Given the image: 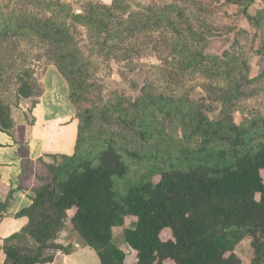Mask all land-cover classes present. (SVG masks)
I'll list each match as a JSON object with an SVG mask.
<instances>
[{
    "label": "trees",
    "instance_id": "16d2710c",
    "mask_svg": "<svg viewBox=\"0 0 264 264\" xmlns=\"http://www.w3.org/2000/svg\"><path fill=\"white\" fill-rule=\"evenodd\" d=\"M252 2L240 1L248 23L258 30L264 10L248 12ZM116 5L113 0L110 12ZM102 7L90 3L80 13L63 10L59 18L1 13L0 43L33 36L50 45L78 118L74 152L48 166L49 182L34 189L31 204L17 214L28 222L4 240L3 264H51L57 252L70 254L59 241L68 225L95 252L99 264L125 263L127 252L113 242L118 226L123 227L126 248L134 251L132 264H242L234 249L245 236L251 237L252 264H264V115L239 123L226 116L211 119L187 99L151 92L132 98L120 89L95 101L97 80L74 26L80 24L100 38L109 25ZM120 34L108 31L104 39ZM179 51L185 67L194 64L182 47ZM15 79L18 97L40 95L39 80L29 69ZM159 117L180 119L183 137L193 145L174 137L178 142L171 144L177 145L167 147L170 137ZM111 122L141 142L157 144L155 151L129 150L105 128ZM92 126L93 133H86ZM10 127L9 106L0 99V132ZM128 156L148 163L123 190L118 182L129 173ZM8 204L0 201V215ZM166 229L171 236L162 239Z\"/></svg>",
    "mask_w": 264,
    "mask_h": 264
},
{
    "label": "rangeland",
    "instance_id": "374dc122",
    "mask_svg": "<svg viewBox=\"0 0 264 264\" xmlns=\"http://www.w3.org/2000/svg\"><path fill=\"white\" fill-rule=\"evenodd\" d=\"M240 1L117 0L110 12L113 0H0V18L1 13L17 11L59 18L64 16L63 10L80 13L90 3L103 6L100 10L109 25L100 38L80 24L74 26L75 38L97 80L95 101L102 102L114 89L132 98L151 92L187 99L211 119L226 116L239 123L264 115V19L255 30L245 18ZM257 10H264V0H253L248 8L252 14ZM116 30L121 31L119 36L104 39L108 31ZM180 46L193 65L185 67ZM0 61V99L5 103L3 98L15 93V78L22 70L29 69L43 82L55 57L50 45L33 36L10 37L0 43ZM159 122L170 137L167 147L177 145L171 144L178 142L176 139L193 145L184 139L180 119L159 117ZM105 128L131 151H155L157 144L141 142L114 122ZM93 129L85 132L93 133ZM127 159L129 173L118 182L123 190L142 175L148 163L145 158ZM261 174L264 181V171ZM66 232L69 251L83 245L70 225ZM170 236L168 229L161 233L162 239ZM113 242L127 252L124 264L135 262L134 251L125 246L122 226L113 229ZM234 252L242 264H252L251 237L245 236Z\"/></svg>",
    "mask_w": 264,
    "mask_h": 264
},
{
    "label": "crops",
    "instance_id": "0c3cea01",
    "mask_svg": "<svg viewBox=\"0 0 264 264\" xmlns=\"http://www.w3.org/2000/svg\"><path fill=\"white\" fill-rule=\"evenodd\" d=\"M45 72L43 82L39 80V96L23 98L13 93L3 98L9 106L11 127L0 132V201L9 202L0 215V264L5 260L4 240L28 222L26 216L17 214L31 204L33 190L47 184L52 176L48 166L74 152L78 120L67 82L55 64ZM66 234V228L59 234L64 245H68ZM89 250L83 244L70 254L57 252L51 264H99Z\"/></svg>",
    "mask_w": 264,
    "mask_h": 264
}]
</instances>
